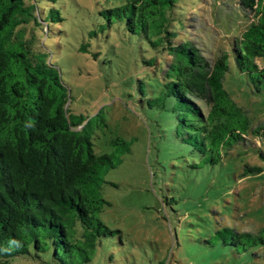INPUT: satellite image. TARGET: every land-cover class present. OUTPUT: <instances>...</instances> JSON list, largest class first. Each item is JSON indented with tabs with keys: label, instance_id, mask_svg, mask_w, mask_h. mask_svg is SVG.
Masks as SVG:
<instances>
[{
	"label": "trees",
	"instance_id": "16d2710c",
	"mask_svg": "<svg viewBox=\"0 0 264 264\" xmlns=\"http://www.w3.org/2000/svg\"><path fill=\"white\" fill-rule=\"evenodd\" d=\"M189 1H111L83 18L82 34L63 52L123 71L124 94L157 126L172 122L200 167L220 162L250 128L246 110L223 86L226 73L233 68L253 93L264 94L257 62L264 57V0H237L250 24L212 58L182 33ZM74 6L81 7L76 0H0V264H90L102 237L113 233L100 219L108 204L102 188L121 160L118 150L129 152L130 143L115 136L108 151H96L94 136L108 128L104 107L91 115L73 109L60 52L55 56L44 41L35 51L23 30L33 23L42 31L44 22L47 36L50 23L63 25ZM102 31L118 33L122 48L138 46L140 56L111 65L106 55L119 54L111 36L103 52ZM218 234L242 249L262 242L230 228Z\"/></svg>",
	"mask_w": 264,
	"mask_h": 264
},
{
	"label": "rangeland",
	"instance_id": "374dc122",
	"mask_svg": "<svg viewBox=\"0 0 264 264\" xmlns=\"http://www.w3.org/2000/svg\"><path fill=\"white\" fill-rule=\"evenodd\" d=\"M76 1L82 8L72 7L63 25L50 23L47 36L44 22L42 31L33 23L23 30L35 51L43 50L44 41L55 56L60 52L73 109L91 115L104 107L108 128L94 136L96 151H108L115 136L130 143L129 152L118 150L121 160L105 174L102 195L108 204L100 219L113 233L102 237L90 264H264V94L253 93L233 68L226 73L223 86L246 110L250 128L246 140L220 162L197 167L199 157L175 137L173 123L157 119V126L124 94L123 71H103L101 61L76 60L63 52L76 44L88 13L116 0ZM190 1L182 33L209 58L250 24L237 0ZM98 34L103 52L111 37L118 51L119 58L106 55L111 65L123 67L133 54L140 56L138 46L121 47L114 39L118 33ZM257 62L264 67V57ZM224 228L260 236L262 242L247 249L224 244L218 234ZM13 264L36 263L16 259Z\"/></svg>",
	"mask_w": 264,
	"mask_h": 264
}]
</instances>
